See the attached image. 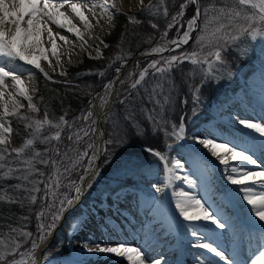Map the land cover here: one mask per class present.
Segmentation results:
<instances>
[{
    "label": "snow or ice",
    "instance_id": "1",
    "mask_svg": "<svg viewBox=\"0 0 264 264\" xmlns=\"http://www.w3.org/2000/svg\"><path fill=\"white\" fill-rule=\"evenodd\" d=\"M179 7L170 15L169 8ZM139 10L147 12L152 17L163 15L167 20L166 30L161 39L167 37L168 30L179 26L184 28L181 20L189 6H195L194 15L187 19L186 29L182 35L165 45L153 48V53H163L165 51H174L169 49L167 44L175 45L180 48L187 45L192 39L191 33L199 30V35L195 38L196 48L189 53L181 55H171L170 57H161L160 60L149 62L142 70L136 73L130 72L124 79H121V67L115 68L116 76L113 80L103 85V94H97L99 107L103 109L102 115L108 117L110 109L107 106L110 103H118L124 107V112L119 115V123L113 121L114 131L117 133L118 142L126 145L129 140L128 129L133 135L150 137L159 136L168 121L164 116H160V111H166V106L170 105L171 98L175 93L177 84L171 75L174 67L188 61L192 65L199 66V73L194 69L190 77L192 81L186 84L190 88L193 96V103L199 102L198 92L200 85L195 83V76L200 75V84L206 77L212 76L218 66L226 63L224 52L230 45H237L243 40L249 41L264 40V0H138ZM61 11V9H65ZM111 9H116L115 3L109 4V0H103V3L97 4L92 0H84L83 3H74L72 0H0V212L5 205H19L21 208L28 207L31 212L32 206L40 203L41 207L36 211L38 220H43L46 215H51L48 223L41 222L37 229V235L25 231L22 227H15L12 224L0 223V264H24L23 260H17L16 256L24 253L20 252L21 243L19 237L24 238V243L30 241L31 251L29 256L40 248L47 241L54 231L57 221H59L66 212L75 206L80 198L85 194V187L91 188V183L85 185L84 175L79 176L80 183L71 181L70 185L74 190V195H64L59 198V207L53 212L54 203H48L49 198L57 199L56 191L63 185L62 178L77 168L83 167V161L87 158V167L83 169L85 173H90L93 177L99 176V166L95 161L99 158L97 152L93 151L91 155L89 150L95 147L93 142H87V147L81 150L80 145L91 140L98 128L97 120L93 118L96 104L93 100L89 101V108L86 113L78 118L68 120L62 115L58 120L48 118L45 111L43 119H34L29 115H21L20 109L24 105L16 100V95L24 97L28 101V109L36 112L38 109L32 103L33 97L28 89L23 87L24 80L21 79L22 73L18 71V64L31 65L39 69L45 77H49L48 72L41 67L38 62L40 58L48 59L44 55L45 49L42 43V36L46 33L48 41L51 43V52L57 56L56 39L63 41L64 44H70L67 35L54 33L50 25H55L58 29H63L67 33L83 41V35L73 19H78L85 30L93 25L89 15L96 19L97 23L104 14H108L111 21ZM97 9L100 12H97ZM162 9V12H161ZM87 12L89 15H86ZM170 16V19L168 17ZM133 23H141L134 17H129ZM147 23L152 29H158V24L149 19ZM151 39V37L149 38ZM84 43H87L84 41ZM101 43H104L101 41ZM82 46V45H81ZM107 47V45H105ZM98 50V49H97ZM117 60L122 57L117 56ZM71 62V57H69ZM127 62L126 60L124 61ZM60 60L57 56L56 65L59 66ZM206 66V67H205ZM48 67H53L52 61L48 62ZM151 70V72H150ZM61 75L65 73L61 71ZM103 75V73H101ZM133 76H136L133 79ZM31 81V74H29ZM130 81V90L128 95L120 98L122 92L116 87L117 84L123 86ZM9 89H12L11 91ZM33 92L37 91L35 87ZM7 95V99L5 98ZM115 96V101L111 98ZM151 105L145 112V107ZM156 112L160 119L152 113ZM141 114L148 121L147 126H142L137 120V114ZM8 117H15L23 123L27 138L20 146L13 144L12 136L14 129ZM163 122V123H161ZM235 123L242 126L244 130H249L264 138V122H253L250 119L237 117ZM123 124V128H120ZM156 125V129L152 128ZM177 127L179 130L177 131ZM16 135H20L16 132ZM165 135L174 136L176 140H183V123L172 124L171 131L165 132ZM194 141L212 157L218 160L219 164L225 166L227 171L226 179L231 185L238 186V192L242 193V199L250 206V213L253 219L260 222L261 244L259 251L249 259V264H264V170L253 171L244 167H229L231 162L239 161L241 165H258V161L247 150L239 148L231 140L220 142L215 136L193 138ZM116 139H110L105 143L112 144ZM248 142L253 143V139L248 137ZM261 147L264 148V140L261 141ZM107 153V149L103 150ZM144 151L158 157L164 162L166 171L174 175L175 170L183 167L178 160H172L169 168V160L161 151L145 146ZM198 153L193 150V164L198 163L196 157ZM105 163L111 161L105 159ZM187 179V178H185ZM14 181V183H9ZM171 181L169 180V183ZM191 184V182L189 181ZM157 193L162 188L152 185ZM179 199L175 203L179 216L183 221L207 222L215 229L224 230L228 225L223 222L214 212L210 211L211 205L207 201L197 198L188 192H180ZM9 219L8 216L0 214V221ZM27 220L28 217H20ZM87 223L86 220L80 223L70 224V228L77 231ZM7 228V232L3 229ZM180 227H187L181 225ZM190 235L198 241L193 244L196 248L207 250L213 256L219 258L224 264H243L239 259L229 258L226 253L212 242H204L202 233L196 227L187 229ZM243 243V236L238 240V246ZM83 249L88 253L112 254L125 259L128 264H146L147 256L144 251L138 247L127 246L120 243L117 246H101L96 241H87L83 244ZM238 255V253H237ZM11 257V258H10ZM32 264H37L35 258H32ZM153 264H161L160 260H155Z\"/></svg>",
    "mask_w": 264,
    "mask_h": 264
},
{
    "label": "bare ground",
    "instance_id": "2",
    "mask_svg": "<svg viewBox=\"0 0 264 264\" xmlns=\"http://www.w3.org/2000/svg\"><path fill=\"white\" fill-rule=\"evenodd\" d=\"M145 1L147 2V0ZM57 2H59V0H57ZM72 2L83 3L84 0H72ZM92 2L95 3V0H92ZM110 3H115L128 10H134L139 6L138 0H109V4ZM65 10L66 8L61 9V11ZM97 12L99 13L100 10L97 9ZM85 14L89 15L87 12H85ZM89 19L93 26L87 30L78 22V19H73V23L77 24V27L83 35V41L77 39L72 33H67L63 29H58L55 25H50L54 33L59 32L61 35H67L69 41H71L70 44L66 45L63 41H60L58 37L56 39L57 56L60 60L59 66L56 65L57 56L52 55L51 43L48 41L46 33L42 36V43L45 49L44 55H46L48 59L45 60L40 58L38 62L49 75L55 71H63L70 63L69 57H71V62H75L80 58L83 52L89 56H96L100 51L103 34L106 32V28H108V16L104 14L99 20V23L90 15ZM92 37L95 39L96 44L91 41ZM84 41L87 43H84ZM166 43L167 41L160 40L144 48L142 53L152 52L151 50L153 48L165 45ZM167 46H169V44H167ZM140 54L141 53L137 54V56ZM139 59L140 58H135L134 61ZM49 61H52L55 71L48 67ZM134 61L129 62L127 65L124 64L122 67L120 66L121 79H124L128 73L132 72V64ZM33 70H35V68L31 65L23 64V62L18 64V71L22 73L21 79L24 80L23 87L28 89L30 95H33L32 89L35 87V80L32 75L31 81H29V74H31L30 72ZM115 76L116 73L110 80H113ZM108 81L106 83H108ZM116 87L120 89L121 85L117 84ZM9 90L11 91L12 89ZM256 92L257 98L252 99L247 105L240 104L242 109L236 107V111L233 113L229 122L223 125L222 129H226V132H222L214 126L212 128H207L205 134L194 136L195 138H211L215 136L220 142L231 140L232 143L237 145L238 149L247 148L258 161V165H241L239 161H234L230 163L229 167L242 166L253 171L264 170V148L261 147V141L264 140V138H261L258 134L249 130H244L242 126L234 122L237 117L247 118L253 122H256V118L262 117L264 119V89ZM98 93L103 94V87L92 97V100L96 104L93 110V118L97 120L96 127L98 131L93 136L92 142L95 147L92 149L91 153L95 151L99 156L100 150L103 148L101 122L104 121L105 117L102 115L104 110L99 107L98 99L94 100ZM5 98L7 99V95ZM15 98L20 104H23L25 99L19 95H16ZM114 98L115 96L111 99L113 100ZM0 111H2V108H0ZM194 137H190L189 141L197 148L199 152V161L209 165L214 180L209 187L204 189L202 194L198 193L195 189V182L193 179L189 180L191 184L182 177H177L170 183L165 181L162 182V194L166 195L169 199V208L175 218L174 224L171 222L170 215L168 211L164 209V206L161 205V202H152L139 195L129 194L117 199L116 203L105 206L97 215L91 212L93 214L92 219L86 220L87 223L81 230L77 231L75 229L73 233V247L75 253L72 259H66L62 263L55 261L48 262L47 264H128L125 259L112 254L88 253L83 249V244L87 241H96L101 244V246H117L120 243H124L127 246L138 247L146 253V264H153L155 260H160L161 264H224L223 261H220L219 258L213 256L211 253L207 252V250L193 246V244L198 241L196 238L192 237L187 230L191 227L199 229L204 237V242L215 243V245L222 249L229 258L239 259L241 261L246 250L251 248L254 241L258 239L260 222L255 221L251 216L250 206L243 201L242 193L238 192V186L231 185L226 179L228 173L225 170V166L219 164L216 158L203 150L194 141ZM248 137H251L254 142H248ZM83 175L86 177L83 183L85 185L89 184L92 175L90 173H84ZM182 191L188 192L203 201H207L208 205H211L210 211L214 212L218 218L227 219L232 222L233 230L230 234L229 241H226V239L221 236L219 229H215V226L207 222L189 223L183 221L182 217L179 216L178 210L175 208V203L180 198L178 194ZM181 225H186L187 227H180ZM241 235L243 236V243L238 246V240ZM47 241H45L40 248L35 250L36 262L42 254L44 255V247Z\"/></svg>",
    "mask_w": 264,
    "mask_h": 264
},
{
    "label": "trees",
    "instance_id": "3",
    "mask_svg": "<svg viewBox=\"0 0 264 264\" xmlns=\"http://www.w3.org/2000/svg\"><path fill=\"white\" fill-rule=\"evenodd\" d=\"M153 3H155L153 1ZM179 7L177 3L175 7H170V15L176 11ZM195 6H189L185 12L184 18L181 23L186 24L194 13ZM162 12V9H161ZM136 19L141 23H133L129 16L123 11H117L113 18V27L111 32L105 38L106 45L102 49V54L98 58L83 57L82 63L78 65H70L64 75L53 74L54 80H49L39 72L35 73L37 82V91L35 92L34 101L38 111L35 112V119H43L44 112L48 113V118L51 120H58L62 115L66 119L72 120L77 118L80 112H86L91 95L98 90L102 84L110 80L114 72V67L120 63L121 60H117L116 57L123 58L134 53L144 45L153 43L157 39L161 38L166 30L167 20L163 15L158 17L150 16L146 11L140 10L135 12ZM170 17V16H169ZM168 17V19H169ZM151 19L158 24V29H152L147 21ZM187 26V25H186ZM186 29V27H185ZM184 28L179 26L168 30L166 39L172 40L181 34ZM182 35V34H181ZM199 35V30L190 42L182 48L175 50V52H191L195 50V38ZM151 37V39H149ZM254 42L247 39L243 40L237 45H230L225 49L224 57L226 63L222 66H218L212 76L206 77L203 84H200V75L195 76V83L200 85L198 97L199 102L193 103L192 92L186 84L191 83L190 77L193 75L195 69L199 73V66L192 65L188 61L174 67L171 75L174 77L177 87L175 93L171 98L170 105L166 106V111L161 110L160 116H164L168 121V124L160 130V135L143 137L133 135L132 131L128 129L129 140L126 145H121L119 142L112 144L105 143L107 153H103L99 161V176H96L91 183V188H88L87 193L84 196L83 203L88 204L91 199H98L99 195L103 192L114 193L125 187L136 188L139 185H148L156 179L157 172L161 171L162 162L158 157H155L144 151L143 146L156 148L163 152L170 161L175 154H182L192 157L193 150L184 142V140H176L174 136L165 135V132L171 131L172 124H180L182 120L186 125V133L188 135L195 129H197L207 117H211L210 108L211 102L214 98L222 103L223 100H227L230 96L229 89L231 91L236 90L237 76L235 70L238 66L244 63H251L254 57ZM152 57L143 58L141 60V70L147 65ZM114 72V73H113ZM139 72V71H138ZM138 72L136 73L138 75ZM151 72V71H150ZM103 73V75H101ZM136 76H133L135 79ZM107 79V80H106ZM106 80V81H105ZM130 90V81L122 88L121 99L128 95ZM100 91V90H99ZM98 92V91H97ZM92 95V97H93ZM92 100V98H91ZM151 105L145 107V112ZM124 112V107L118 103H114L109 113V118L106 120V141L110 139H118L117 133L114 131L113 121L119 123V115ZM156 116L157 120L160 116L156 115V112L152 113ZM137 120L141 122L142 126H147L148 121L143 115L137 114ZM11 126L14 129L12 140L15 146H20L27 135L24 131L23 123L19 122L15 117H9ZM163 123V122H161ZM120 128H123V124H120ZM153 129H156V125H152ZM178 128V127H177ZM19 132L20 135H16ZM109 154V159H118L122 156L124 163H130L131 169L125 172H121L119 175H112L111 171H107L108 164H105V159ZM121 158V160H122ZM111 166V165H110ZM109 166V168H111ZM120 168H123L122 166ZM83 171V167L78 171L72 172L73 181L78 180L80 174ZM14 183V181H9ZM69 194L72 193V187H69ZM41 207L40 203L32 206V211L29 212L28 207L21 208L19 205H5L0 214L8 216L9 219L0 221L4 224H12L15 227H22L25 231L33 233L35 237L38 233L36 230V211ZM83 208L77 206L73 211L68 213L59 229L53 236L50 242V249L52 252H65L67 248V237L70 230V224H72L78 216L82 213ZM27 216L28 219H20V217ZM7 232V228L3 229ZM18 241L21 243V248L28 243H24V238L19 237ZM20 248V249H21Z\"/></svg>",
    "mask_w": 264,
    "mask_h": 264
},
{
    "label": "rangeland",
    "instance_id": "4",
    "mask_svg": "<svg viewBox=\"0 0 264 264\" xmlns=\"http://www.w3.org/2000/svg\"><path fill=\"white\" fill-rule=\"evenodd\" d=\"M153 1L155 3L158 2V0H153ZM147 2H148V0H147ZM147 2L145 1V3H147ZM95 3H97V4L103 3V0H95ZM116 7L118 9H120L121 11H124L129 17H134L136 19V16H135L134 13L139 10V6L137 8H135L134 10H128V9H125L122 6H118V5H116ZM109 11H110V13L112 15V19H111V21H109V19L107 20L108 28H106V32L103 34V42L104 43H102L101 48H100V51L97 53L96 56H89L85 52H83L81 54L80 58L77 61H75V62H70L67 65L68 67L70 65H78V64L82 63L83 57H85V56L86 57H90V58L91 57L92 58H95V57L100 56V54L102 52V49L106 45L105 38L111 32V29L113 27L114 14L117 12L116 9H111V8H110ZM105 15L108 16V14H105ZM169 19H170V17H169ZM91 41L93 43H95V39L93 37L91 38ZM253 42L256 44V47H255L256 51L260 53L257 56V62H258V64L261 67L258 68V71L255 73L254 76L249 77V79H248V81H247V83H246L245 86H241L239 88V90L236 93V95H234L231 98V101L230 102L226 103V105L223 106V109L222 110H219V111H215L214 110V113L216 114V117L214 119H212L210 122L205 123L199 129V131L196 132L195 137L196 136H199L201 134H205V130L207 128H212L214 126H216L218 130H221L222 132H226L225 129H222L223 128V125L224 124H227L229 122L230 118L233 116V113L236 111V107H239V109H242L240 107V104H242V105L249 104L252 99H255L256 98V94H257L256 91L261 90V89H264V40L258 39V40H255ZM182 53H185V52L180 51V52H173V53H170V54L167 53V52L166 53H162L160 56H157L156 58H153L152 57V59L149 62H151L153 60H160L161 57H170L171 55H181ZM122 65H124V63H122ZM67 66L65 67L66 69L68 68ZM120 66H118V67H120ZM65 68H64V70L66 71ZM35 72H36L35 70L30 72L31 75L34 77V80H35ZM55 73H58V72L57 71L52 72V74H55ZM34 93H33V95H34ZM33 95H32V97H33ZM252 97H255V98H252ZM32 103L35 104V101L32 100ZM22 105H24V107L20 109V114L21 115H29V116H31V117H33L35 119V112L29 111V109H28V101L26 99H24V102H23ZM250 106H251V104H250ZM215 107H216L215 104H213V109H215ZM83 113H86V112L84 111ZM81 115H82V112H80V114L78 115V117H80ZM178 130H179V128L177 129V131ZM92 140H93V136H92V138H91L90 141L87 140V138H86V142L80 145L81 150H83L84 148H86L87 147V142H92ZM116 140L118 142V139H116ZM89 154H90V150H89ZM198 156H199V154H198ZM198 156L196 158L197 161H198V163L196 165L191 164V163L186 164L180 158L176 157L174 160H178L183 165V167L176 169L174 175H170V177H171V180H175V178H177V177H182L185 181L191 180L190 179V176L194 177V179L196 180V184H197L196 185V189L198 190L199 193L202 194L203 191H204V189H206L207 187H209L212 184V182L214 180V176H213V174H212V172L210 170L209 165L207 163L200 162ZM114 157H115V154H113V157L111 159H109V154L107 156V160L111 161V163L108 164V168L106 170L108 172L111 171V174L112 175H118V174L120 175L121 172L123 173V172L128 171V170L131 169L130 163L129 162L128 163H124V160L125 159H123L122 156H120L118 159H114L112 161V159ZM121 158H122V160H121ZM109 166L111 168H109ZM121 166L123 168H120ZM86 167H87V158H85L84 161H83V168H86ZM80 168H82V167H80ZM80 168H77L75 170V172L78 171ZM167 175H168V172L166 171L165 174L160 177V181H159V183H158L157 186H159V187L162 186L161 185L162 184L161 183V180L162 179H164V181L167 182V183L169 182L170 179L167 177ZM185 178H187V179H185ZM62 181H63V185H66V186H62L61 188H59L56 191V197H57V199L53 200L50 197L49 198V201H48V203H54L55 204V207L52 209L53 212L56 210V207H59V198H63L64 195H68L69 194V190L68 189H69V187H71L70 182L73 181L72 172L69 173L66 177H63L62 178ZM130 193L132 195L135 194V195L143 196L142 198L146 197L147 199L144 198L146 200L151 199L152 202H155L157 200L160 202L161 192L157 193V196L153 198V196H152L153 193L150 192V191L142 192L141 190H133V191L128 190V191H124V192H121V193L117 194L114 197V198H116L115 199V202L114 201L113 202L110 201L111 199L109 198V196H106L105 197V200L103 201L102 204H99V206L93 205L91 207V209L93 210L94 214L97 215V214H99V211L100 210H102V209L105 208V206H109L112 203H116L117 199H119V198H121L123 196H127ZM163 203H164V209L166 211H168V213L170 215V220L174 224L175 223V219L173 218V215L170 213V210L168 208L169 207V204H167L166 201L163 202ZM39 209H40V207H39ZM92 210H90V212H92ZM84 217L85 218H83L81 221H83V220H91L92 217H93V214L91 216L90 214L86 213V215ZM50 220H51V215L50 214L46 215V217L42 221L37 219L36 230L38 229L39 224L41 222L48 223V222H50ZM224 221L227 222L228 227L226 229H224V230H219V231L221 233V236L223 238L226 237L225 238L226 241H229L230 240V234L232 233V230H233L232 229L233 226H232V222L231 221H229L227 219H224ZM74 231H75V229H74ZM74 231H73V233H74ZM258 234H259L257 236L258 239L256 241H254L253 246L251 248H249V250L246 251V253H244V256H243V258L241 260L243 262V264H249V259L251 257H253V255L259 251L260 244H261V239H260L261 233L258 232ZM73 238H74V235H73ZM228 238H229V240H227ZM19 251L22 252V253H24V255L21 256V255L18 254L16 256V259L17 260H23L24 261V264H30V263H32V258L33 257L36 260L35 252L32 254V256H29L28 255V253L31 251V244L30 243H28L26 246H24L23 248H21ZM44 252H45L44 254H47V252H48L47 249H46V251L44 250ZM70 257H71L70 259L73 258L72 253H71ZM38 260H39V262H37V264H47L48 262H55V261H57L55 258L54 259H52V258L47 259V261L46 260H43L42 262L40 261V259H38ZM59 261H61V260H59ZM63 261H65V260H62V262Z\"/></svg>",
    "mask_w": 264,
    "mask_h": 264
},
{
    "label": "water",
    "instance_id": "5",
    "mask_svg": "<svg viewBox=\"0 0 264 264\" xmlns=\"http://www.w3.org/2000/svg\"><path fill=\"white\" fill-rule=\"evenodd\" d=\"M194 34H192L191 36H193ZM169 49H175V45H171L169 44V46H167ZM145 48V47H144ZM142 48L141 50L137 51L134 55L130 56L126 61V63H124L125 65L129 64V62H132L135 58H140V57H145V56H152V55H155V54H159V53H153V52H149V53H142L143 49ZM141 53L140 55L137 56V54ZM135 72V71H134ZM50 77V76H49ZM51 79V78H50ZM115 99V98H114ZM113 99V101H114ZM113 103H110L108 109H110L112 107ZM109 113V112H108ZM105 120V119H104ZM101 126H102V131H103V135L105 133V129H104V126H105V121H102L101 122ZM102 141H104V136L102 137ZM102 152V150L100 151V153ZM64 216V215H63ZM63 216L62 218L58 221V223L56 224V227L54 229V231H52L50 237H52V234H54L55 230L58 228L60 222L62 221L63 219Z\"/></svg>",
    "mask_w": 264,
    "mask_h": 264
}]
</instances>
